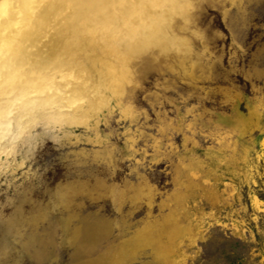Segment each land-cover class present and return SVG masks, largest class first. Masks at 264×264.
<instances>
[{
  "label": "rangeland",
  "instance_id": "obj_1",
  "mask_svg": "<svg viewBox=\"0 0 264 264\" xmlns=\"http://www.w3.org/2000/svg\"><path fill=\"white\" fill-rule=\"evenodd\" d=\"M192 2L103 105L55 93L0 125V264H264V0ZM89 42L56 81L103 71Z\"/></svg>",
  "mask_w": 264,
  "mask_h": 264
},
{
  "label": "bare ground",
  "instance_id": "obj_2",
  "mask_svg": "<svg viewBox=\"0 0 264 264\" xmlns=\"http://www.w3.org/2000/svg\"><path fill=\"white\" fill-rule=\"evenodd\" d=\"M256 1L248 0L250 3ZM5 2L14 3L15 7L5 10L3 4H0V18L4 20L3 28L0 29V65H2L0 68V125L3 126L9 124L10 114L22 120L35 107L39 109L55 103L53 102L55 93L59 94L58 98L64 99L63 103L66 106L76 105L77 107L79 103H83L79 102L81 99H86V103L88 101L89 104L98 107L103 105L99 104L101 99L97 98L98 93L103 92L108 85H112L113 90H120L127 78L128 64L132 59L143 57V54L146 55L149 51L153 54L155 51L152 52L150 48L158 49L159 54L162 55L161 52L174 53L170 48L174 46L173 44L177 45L176 40L182 39L172 36L174 34V29H171L172 21L177 15L181 16L185 22L191 20L189 13L194 6L192 0H5ZM9 12L12 13L11 16ZM246 14L239 4L228 14V25L236 39L242 37L244 27L248 25ZM187 23L189 25V21ZM171 30L173 34L170 33ZM86 38L88 42L96 45L95 50L103 53L101 60L103 71L101 70V73L92 71L87 74L83 70L86 68H81L83 64L80 63V66L78 62L77 65L72 62L71 70L77 74L74 77L77 81L71 83L67 76L59 81L67 74L65 71L66 74L62 75L60 71H63L71 62L68 63L65 56L73 52L77 46H81ZM90 42L87 43L88 46L91 45ZM186 42L188 45V41ZM181 44L184 43L181 42ZM186 51L188 49L184 50ZM92 54L94 55V52ZM184 55L190 57V54ZM189 57L187 59H191ZM149 58L145 60H150ZM96 69L93 68L94 71ZM57 72L60 73L56 74ZM69 74L67 75L71 76V73ZM55 75L62 76L61 79H57L59 82L56 81ZM47 88L53 89L54 94L48 91L49 97L52 95L50 98H47V95L46 98L42 95L41 97L40 93L45 92ZM55 111L57 112L56 109Z\"/></svg>",
  "mask_w": 264,
  "mask_h": 264
},
{
  "label": "clouds",
  "instance_id": "obj_3",
  "mask_svg": "<svg viewBox=\"0 0 264 264\" xmlns=\"http://www.w3.org/2000/svg\"><path fill=\"white\" fill-rule=\"evenodd\" d=\"M0 4H3V7L5 10H10V9H13L15 7L14 3L5 2V0H0ZM9 15L11 16L12 13L9 12ZM3 24H4V20L2 18H0V29L3 28ZM0 68H2V65H0Z\"/></svg>",
  "mask_w": 264,
  "mask_h": 264
}]
</instances>
